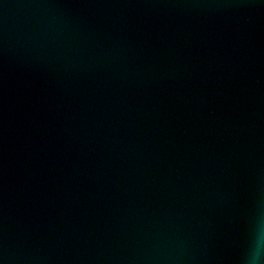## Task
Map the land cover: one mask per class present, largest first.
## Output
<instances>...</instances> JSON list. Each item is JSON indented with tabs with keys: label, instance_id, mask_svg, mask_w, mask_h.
Wrapping results in <instances>:
<instances>
[{
	"label": "water",
	"instance_id": "95a60500",
	"mask_svg": "<svg viewBox=\"0 0 264 264\" xmlns=\"http://www.w3.org/2000/svg\"><path fill=\"white\" fill-rule=\"evenodd\" d=\"M264 253V0H0V264Z\"/></svg>",
	"mask_w": 264,
	"mask_h": 264
},
{
	"label": "clouds",
	"instance_id": "9594fccd",
	"mask_svg": "<svg viewBox=\"0 0 264 264\" xmlns=\"http://www.w3.org/2000/svg\"><path fill=\"white\" fill-rule=\"evenodd\" d=\"M249 264H264V253L261 252L259 246H254L249 253Z\"/></svg>",
	"mask_w": 264,
	"mask_h": 264
}]
</instances>
